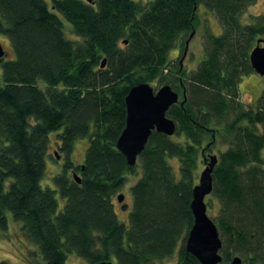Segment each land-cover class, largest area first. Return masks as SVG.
Instances as JSON below:
<instances>
[{
    "label": "trees",
    "instance_id": "trees-1",
    "mask_svg": "<svg viewBox=\"0 0 264 264\" xmlns=\"http://www.w3.org/2000/svg\"><path fill=\"white\" fill-rule=\"evenodd\" d=\"M253 1L0 0V34L14 53L0 58V231L10 220L18 223L43 264H66L70 254L88 264H156L174 252L175 264H199L185 251L192 187L199 157L204 164L215 155L219 130L212 125L225 122L229 148L216 155L210 194L229 211V223L217 225L241 255H252L251 264H264V89L255 103L235 101L240 73L252 72L249 51L264 38L263 16L256 24L239 21ZM199 4L222 31L209 37L189 76L176 64L171 79L168 53L195 27ZM154 81L180 99L184 91L185 101L166 112L176 139L153 131L137 157L141 176L125 223L112 198L134 166L115 142L129 88ZM51 136L64 158L44 185ZM81 138L83 163L74 165L70 152ZM169 158L179 161L178 175Z\"/></svg>",
    "mask_w": 264,
    "mask_h": 264
},
{
    "label": "rangeland",
    "instance_id": "rangeland-1",
    "mask_svg": "<svg viewBox=\"0 0 264 264\" xmlns=\"http://www.w3.org/2000/svg\"><path fill=\"white\" fill-rule=\"evenodd\" d=\"M50 2V0H46ZM258 16L264 17V0H254L239 16V21L241 25L245 24H256ZM195 33L190 40L188 51L185 56V61L183 60L182 70L184 72V77H187L191 74L193 70H195L201 60L204 58L206 54V50L208 48L209 37L217 36L221 33V25L218 22L215 15L207 10L202 4L197 5L196 8V24L194 27ZM64 34L67 38L74 39L75 37L70 33L67 27H64ZM184 38L181 41H176L175 46L171 48L168 53V58L171 60L169 64V72L167 74L171 79L176 78V64H178V59L182 49V43ZM0 44L4 51V59H10L13 57V49L9 40L2 34H0ZM252 49V48H251ZM250 49V50H251ZM250 52V51H249ZM166 73V72H165ZM0 77H1V64H0ZM154 91H156L163 84L154 81L152 83H148ZM239 92L235 101H241L243 106L249 105L251 103H255L257 101L258 96L264 89V76L257 75L253 70L248 74L240 73V79L238 81ZM229 114L225 117L227 123H229ZM212 125V127L216 130V136L213 139L211 145V154H215L219 156L225 150L229 148V135L222 136L225 122H221L219 124ZM227 127V126H226ZM222 131V132H221ZM221 132V133H220ZM173 139H176L174 135L171 136ZM208 138L204 140L206 144L208 142ZM87 146V139L81 138L74 142L72 146V150L70 152V160L74 165H81L83 163L84 153ZM54 152L59 153L58 156L54 155ZM48 155L46 158V170L45 174L42 178L41 183L44 185H49L51 183L50 179L53 175H55L61 168V164L64 156L62 157V153L58 152L54 136L50 137L49 148L47 151ZM263 158V169H264V150L262 151ZM169 166L172 172L175 175L179 174V161L177 158H169ZM203 169V164L201 162V158L199 157L196 169V177L195 182H198L199 174ZM77 176L79 175L76 173ZM69 177L72 178V172H68ZM80 176V175H79ZM141 176L140 164L136 161L134 165V170L132 173H127L125 176V182L122 187L119 188L113 194V208L117 213L118 217L126 223L128 213L131 209L132 205V195H131V187L137 181V179ZM123 194V200L121 202H117L116 196L118 194ZM204 202L206 204V213L215 223L218 231V236L221 241V248L219 253L224 256V253H228L230 256L229 260L226 264H229L230 259L233 256H239L242 259L241 264H251L252 258L251 254H246V256L241 255L239 251H237V247L231 240L228 239L227 234H223L222 231L218 227L219 221H227L229 223V211L226 210L224 204L218 201L215 195L208 194L204 198ZM127 204V208L125 210H121V206ZM229 208V207H228ZM227 208V209H228ZM228 211V212H227ZM232 223V221H231ZM34 245L25 237L22 233L20 225L14 221H9L5 230L0 231V260H6L10 264H43V261L36 257L34 254ZM246 257V258H245ZM177 260V254L174 252L169 258L164 259L163 261L155 260L156 264H175ZM222 261V260H221ZM66 264H88L84 259L70 254L67 256ZM225 264V263H224ZM259 264V263H257Z\"/></svg>",
    "mask_w": 264,
    "mask_h": 264
},
{
    "label": "water",
    "instance_id": "water-1",
    "mask_svg": "<svg viewBox=\"0 0 264 264\" xmlns=\"http://www.w3.org/2000/svg\"><path fill=\"white\" fill-rule=\"evenodd\" d=\"M90 1V0H87ZM195 33L194 28L190 31L185 40V47L179 66L182 68L183 60L188 51L190 40ZM264 38L256 40V45L248 54V61L252 70L259 76H264ZM4 56V51L0 44V58ZM185 61V60H184ZM105 59L100 63L104 67ZM185 101V93L179 99L178 92L174 91L170 85L165 84L156 91L148 83H139L129 88L125 98V123L119 134L115 147L125 158L128 166H134L138 155L144 149L150 134L154 131L168 137L174 135L175 122L167 117L166 112L172 105H181ZM56 155V154H55ZM217 163L216 155H209L204 168L201 170L198 183L192 187L191 201L189 204L193 222L188 231L185 241V251L193 255L199 264H219L222 257L219 253L221 241L215 223L206 213L204 198L212 190V171ZM74 179L79 182L78 176ZM123 194L116 196L117 202L123 200ZM127 204L121 206L125 210ZM239 256H233L229 264H241ZM94 264H113L110 261H101Z\"/></svg>",
    "mask_w": 264,
    "mask_h": 264
},
{
    "label": "flooded vegetation",
    "instance_id": "flooded-vegetation-1",
    "mask_svg": "<svg viewBox=\"0 0 264 264\" xmlns=\"http://www.w3.org/2000/svg\"><path fill=\"white\" fill-rule=\"evenodd\" d=\"M257 39H259V38H257ZM257 39H256V40H257ZM185 40H186V39H185ZM256 40H255L254 46L256 45ZM254 46H253V47H254ZM260 46H264V43H260ZM184 47H185V41H184V44H183V46H182V49H181V53H180L179 59L181 58V56H182V54H183ZM253 47H252V48H253ZM178 63H179V61H178ZM178 94H179V93H178ZM180 97H181V96H180V94H179V99H180ZM203 163H204V164H203V168H204V166H205V164H206V161H203ZM81 165H82V164H81ZM78 174H79V173H78ZM76 175H77V174H76ZM120 208H121V207H120ZM198 263H199V262H198Z\"/></svg>",
    "mask_w": 264,
    "mask_h": 264
}]
</instances>
